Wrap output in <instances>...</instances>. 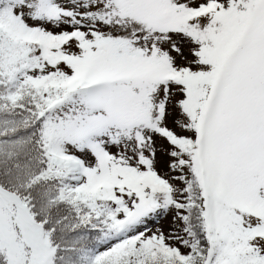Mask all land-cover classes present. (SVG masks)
<instances>
[{
  "label": "snow or ice",
  "instance_id": "obj_1",
  "mask_svg": "<svg viewBox=\"0 0 264 264\" xmlns=\"http://www.w3.org/2000/svg\"><path fill=\"white\" fill-rule=\"evenodd\" d=\"M0 264H264V0H0Z\"/></svg>",
  "mask_w": 264,
  "mask_h": 264
},
{
  "label": "rangeland",
  "instance_id": "obj_2",
  "mask_svg": "<svg viewBox=\"0 0 264 264\" xmlns=\"http://www.w3.org/2000/svg\"><path fill=\"white\" fill-rule=\"evenodd\" d=\"M165 226H167V225H165Z\"/></svg>",
  "mask_w": 264,
  "mask_h": 264
}]
</instances>
